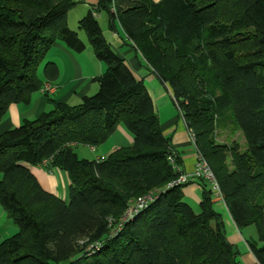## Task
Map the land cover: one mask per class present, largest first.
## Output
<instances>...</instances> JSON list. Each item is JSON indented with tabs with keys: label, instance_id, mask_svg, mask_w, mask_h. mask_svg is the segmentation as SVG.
<instances>
[{
	"label": "trees",
	"instance_id": "1",
	"mask_svg": "<svg viewBox=\"0 0 264 264\" xmlns=\"http://www.w3.org/2000/svg\"><path fill=\"white\" fill-rule=\"evenodd\" d=\"M73 0H0V120L40 91L38 68L57 41L81 53L67 26ZM105 12L166 86L196 152L207 163L235 226L253 227L248 247L264 264V0H99L78 21L106 67L98 90L77 105L54 103L0 135V206L17 233L0 243V264H241L200 181L195 211L174 185L181 162L152 99L105 41ZM47 79L57 75L44 65ZM132 144L99 160L75 148L103 145L119 125ZM232 126L236 140L220 141ZM66 173L67 201L45 191L29 167ZM209 187V190L206 188ZM151 200L124 218L136 202Z\"/></svg>",
	"mask_w": 264,
	"mask_h": 264
},
{
	"label": "crops",
	"instance_id": "2",
	"mask_svg": "<svg viewBox=\"0 0 264 264\" xmlns=\"http://www.w3.org/2000/svg\"><path fill=\"white\" fill-rule=\"evenodd\" d=\"M73 1L76 5L70 10V18H73L72 24L76 25L99 2L97 0ZM152 1L159 2L160 0ZM94 15L97 21H99V18L104 17L103 20L104 22L106 21L107 30L105 32L102 28L101 30L105 41L119 57L125 60L135 77L143 82L152 99L158 121L161 123V125L159 123L160 130L166 138L170 139L174 149L177 151L181 162V172L186 174L191 173L195 167L197 152L190 138L189 131L173 103L169 89L160 83L139 54L129 44L117 21L114 22L112 27L109 24L105 12ZM70 18L68 13L66 15L67 26L71 30L77 31L75 25H71ZM80 34L78 33L79 38L85 44V50L83 52L77 53L59 40L51 47L45 60L38 68V77L42 85L51 84L55 88V92L51 95H46L38 91V93L50 97L49 100L47 102H38L31 113L25 110L26 106L23 103L11 105L5 116L0 120V133L3 131L6 132L5 130L10 128L18 127L25 120L36 119L40 114L50 111L54 103H65L72 106L77 105L84 96L97 92L99 87L97 79L105 73L106 67L95 58L94 52L88 43L87 36H85L86 34L84 32L82 35ZM46 63H53L56 66L57 75L55 77L47 79L45 76L44 65ZM131 143V135L128 134L126 128L119 125L115 133L103 145L96 148L90 147L96 153L93 160L106 157L114 150L128 147ZM29 169L45 191L63 201H67L69 180L64 172L50 167L49 163H44L37 167H29ZM207 189L209 190V187ZM211 190L213 209L221 216L228 242L235 246L239 252V262L241 264H257L247 244L248 240H255L256 238L253 230L250 227L239 230L231 219L219 193L213 189ZM182 191L185 201L194 210L199 211L200 198L203 192L200 181L189 182L183 187ZM16 233L17 227L8 213L0 206V243Z\"/></svg>",
	"mask_w": 264,
	"mask_h": 264
},
{
	"label": "built area",
	"instance_id": "3",
	"mask_svg": "<svg viewBox=\"0 0 264 264\" xmlns=\"http://www.w3.org/2000/svg\"><path fill=\"white\" fill-rule=\"evenodd\" d=\"M40 92L46 95H51L55 92V88L51 84H45L41 89ZM190 138L193 141V136L190 134ZM171 164L174 166V170L181 171L180 167L176 166L173 157L169 158ZM191 181H204L208 183L211 189L218 192V187L215 182L214 176L209 169L205 160L197 154V159L195 163V167L191 173H180L178 178L173 182L174 185L184 186L187 185ZM151 200L150 196L143 197L139 199L136 204L129 209L126 216H124L123 220L133 213H136L138 210L143 208L149 201Z\"/></svg>",
	"mask_w": 264,
	"mask_h": 264
},
{
	"label": "rangeland",
	"instance_id": "4",
	"mask_svg": "<svg viewBox=\"0 0 264 264\" xmlns=\"http://www.w3.org/2000/svg\"><path fill=\"white\" fill-rule=\"evenodd\" d=\"M98 1L99 0H97V2ZM159 2H154V3H159ZM70 12H71L70 10L67 12V15L69 13V18H70V14H71ZM103 18H99V21L98 22L100 23L102 30L105 32L107 30V24H106V21L104 22ZM69 21H70L71 25L72 26L75 25V27L77 29V25L76 24H72L73 23V18H70ZM74 21H75V19H74ZM77 32L78 33H81L80 35H82V33H83L82 31H79L78 29H77ZM43 86L44 85H42V87ZM93 94H91V95H93ZM49 98L50 97H47V96L42 95V94H40L38 92H35V93H33L30 96L29 101L27 103H23V105L26 106L25 107V110H27L28 112L31 113L32 109L36 106V104L38 102H40V103L41 102H47L49 100ZM40 115H42V114H40ZM160 125H161V123H160ZM120 126H123V125L121 124ZM123 127L125 128V126H123ZM13 128H15V127H13ZM13 128H10V129H13ZM10 129H8V130H10ZM8 130H5V131H8ZM3 132H1L0 134H2ZM218 134H219L218 135L219 136L218 139L220 141H224V140H227V141L236 140L237 142H239L241 144V146H243V140H242V137H241L240 133L237 132L232 126H229V127L225 128V130L218 131ZM98 150H101V149H98ZM75 154H76V156H77L78 159H85V160H89V161H92L94 159L95 155H96L95 151L91 150L90 147H86V146H79V147L75 148ZM195 211H197V210H195ZM250 228H251V230H253V233H254V235L256 237V231H255V229L253 227H250ZM246 233H247V231H246Z\"/></svg>",
	"mask_w": 264,
	"mask_h": 264
}]
</instances>
